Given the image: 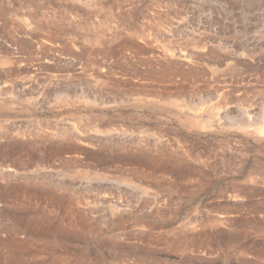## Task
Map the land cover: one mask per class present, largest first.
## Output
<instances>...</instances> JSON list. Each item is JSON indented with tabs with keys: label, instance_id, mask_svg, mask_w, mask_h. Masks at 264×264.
<instances>
[{
	"label": "rangeland",
	"instance_id": "rangeland-1",
	"mask_svg": "<svg viewBox=\"0 0 264 264\" xmlns=\"http://www.w3.org/2000/svg\"><path fill=\"white\" fill-rule=\"evenodd\" d=\"M0 264H264V0H0Z\"/></svg>",
	"mask_w": 264,
	"mask_h": 264
},
{
	"label": "bare ground",
	"instance_id": "bare-ground-1",
	"mask_svg": "<svg viewBox=\"0 0 264 264\" xmlns=\"http://www.w3.org/2000/svg\"><path fill=\"white\" fill-rule=\"evenodd\" d=\"M20 43V42H19ZM184 60V59H183ZM185 61V60H184ZM168 72V71H167ZM170 74V73H169ZM172 74V73H171ZM151 76V75H150ZM157 76V75H156ZM169 76V75H168ZM161 78H162V76H161ZM88 119V118H87ZM82 124V123H81ZM91 125H94V126H90L89 128L90 129H87L86 127H85V129L87 130V131H82V132H78L77 131V128H76V130L75 131H73L72 130V132H67V131H57V132H59V133H54V134H52V135H54L53 136V138L51 139V140H54V141H52V142H54L53 144L52 143H50V144H52L51 145V148L49 149V153L50 154H53V153H61V152H64V151H69V150H72L73 148H74V146L72 145V143L74 142L75 144H78L80 141L82 142V144H84V143H92V142H95V143H98V145L97 144H95L96 146H98L100 149H102V150H106L107 151V131H106V127H107V122L105 123V121H98L97 123H94L93 124V122H91ZM72 127V126H71ZM97 129H99V131H97ZM100 129L101 130H104V131H106V132H104V133H101L102 131H100ZM89 131H91V133L92 134H88V133H90ZM95 134H94V133ZM53 133V132H52ZM51 135V134H50ZM78 140V143L77 142H75V141H77ZM72 142V143H71ZM73 143V144H74ZM155 143V142H154ZM114 144V143H113ZM121 145V144H120ZM154 145V144H153ZM78 146V145H77ZM109 146V145H108ZM149 146V145H148ZM116 147V146H115ZM114 147V148H115ZM155 147V146H154ZM157 147H159V146H157ZM161 147V146H160ZM117 148V147H116ZM119 148H121V147H119ZM125 149V148H124ZM155 149H157V148H155ZM170 149V148H169ZM169 149H167V150H169ZM120 150V149H119ZM122 150V149H121ZM144 150V149H143ZM159 150V154L158 155H156V156H148V155H146L145 156V159L146 160H148V161H155V162H164L166 165H169V163L170 164H172L174 167H176V168H179L180 167V165L182 164V162H183V160L181 159L180 160V156H178V158H176V159H173V157H175V155L173 154H171V152L170 153H168V151H163V148H160V149H158ZM164 150H166V148L164 149ZM48 151V150H47ZM156 151V150H155ZM170 151H171V149H170ZM103 152V151H102ZM174 152V151H173ZM182 152V151H181ZM48 153V152H47ZM156 153H157V151H156ZM175 153H176V151H175ZM180 153V152H179ZM144 154V153H143ZM183 155H186V154H183ZM182 155V156H183ZM182 156H181V158H182ZM176 157H177V154H176ZM188 157V156H187ZM185 158V157H184ZM200 161V160H199ZM171 166V165H170ZM172 166V168H174ZM140 173V172H139ZM5 178V177H4ZM65 184V183H64ZM67 185V184H66ZM65 186V185H64ZM66 187V186H65ZM61 188H63V187H61ZM73 205V204H72ZM69 206H71V205H69ZM68 206V207H69ZM73 207V206H72ZM69 209V208H68ZM71 209H73V208H71ZM75 211V210H74ZM46 219V218H45ZM48 219H49V217H48ZM50 220V219H49ZM48 220V221H49ZM51 221V220H50ZM48 229V228H47ZM34 231V230H33Z\"/></svg>",
	"mask_w": 264,
	"mask_h": 264
}]
</instances>
